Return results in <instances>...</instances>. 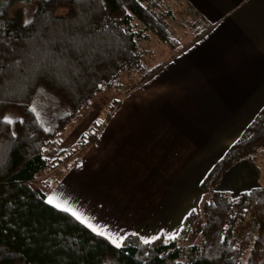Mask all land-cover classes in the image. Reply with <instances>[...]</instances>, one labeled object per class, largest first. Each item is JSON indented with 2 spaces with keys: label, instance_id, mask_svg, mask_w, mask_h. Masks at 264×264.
Instances as JSON below:
<instances>
[{
  "label": "trees",
  "instance_id": "obj_1",
  "mask_svg": "<svg viewBox=\"0 0 264 264\" xmlns=\"http://www.w3.org/2000/svg\"><path fill=\"white\" fill-rule=\"evenodd\" d=\"M10 2H32L30 24L9 16ZM82 5L99 32L93 43L99 42V52L84 61L69 52L77 69L71 72H57L53 65L41 71L39 63L32 67L43 47L55 51L51 45L78 24ZM180 5L174 0H0V46L15 42L25 56V71L0 86V264H264V184L236 195L215 189L234 163H254L251 154L264 147V104L200 181L207 192L199 210L184 216L175 239L160 233L145 244L138 235H128L117 248L69 211L45 201L62 174L79 164L119 101L109 103L103 123L93 124L94 130L81 133L67 150L58 149L59 133L69 120L99 90H118L122 75L142 72L124 94L152 77L165 61L146 67L149 49L163 44L171 58L209 29L194 9ZM8 110L17 114L12 125L4 117ZM53 170L59 176L51 183ZM40 176L33 188L31 182ZM199 214L200 229L189 242ZM243 222L256 231L252 242L250 234L236 231Z\"/></svg>",
  "mask_w": 264,
  "mask_h": 264
},
{
  "label": "crops",
  "instance_id": "obj_2",
  "mask_svg": "<svg viewBox=\"0 0 264 264\" xmlns=\"http://www.w3.org/2000/svg\"><path fill=\"white\" fill-rule=\"evenodd\" d=\"M174 1L209 29L123 94L95 141L113 148L105 160H86L91 144L62 177L87 201L67 208L97 233L112 229L107 238L174 235L190 200L206 191L200 181L264 104V0ZM260 178L256 164L242 159L215 188L235 194Z\"/></svg>",
  "mask_w": 264,
  "mask_h": 264
},
{
  "label": "rangeland",
  "instance_id": "obj_3",
  "mask_svg": "<svg viewBox=\"0 0 264 264\" xmlns=\"http://www.w3.org/2000/svg\"><path fill=\"white\" fill-rule=\"evenodd\" d=\"M33 10V4L32 2L28 3H20V2H11L10 3V12L14 16H17L23 20H26L30 17L31 12ZM63 9H58L57 13H63ZM176 12V11H175ZM176 14V13H175ZM185 40V39H183ZM159 52V53H156ZM172 51L167 49L163 44L155 46V49H149L145 55V60L147 61V64L145 66L147 67L148 64L154 65L156 63H159L160 61L167 62V57L170 55ZM142 72H133L132 74H125L122 75L119 79V85L118 90L115 89H101L95 95L93 98L89 101L88 104L84 105L65 125V127L60 131L59 133V147L58 149H64L67 150L69 146L79 137V135L83 132H88L90 130H94L93 124H100L103 123L105 120L104 114L106 113L107 109H109V103L111 102L114 104V102L117 100L119 101L121 97L124 94V91L126 88H128L133 82H135L138 78V76ZM131 108L128 110L130 111ZM114 111V110H112ZM8 121H11V125L13 124V121L15 118H17V114L12 111L8 110L5 113L4 116ZM99 121V123H97ZM104 124H101L100 129L103 128ZM100 131V130H99ZM99 133V132H98ZM101 132L99 133V135ZM96 141V140H95ZM93 142L92 144L96 143ZM108 144H105V142H97L94 144L93 148L91 149L90 153L87 155L86 160H105L104 155L106 152L111 151L113 148L107 146ZM50 155V154H48ZM52 156V155H51ZM63 156V154L61 155ZM82 158V157H81ZM251 158L255 161L254 163L259 169L260 172V180L257 183V185L264 184V147L261 149L255 150L251 154ZM71 160V159H70ZM248 160V159H247ZM71 167H69L70 169ZM67 169L63 174L62 177L65 176L66 172L69 170ZM45 176V175H44ZM44 176H40L37 180L34 182H31V186L33 188H38L40 184V179L44 178ZM50 177L51 183H53V179L57 178L59 176L58 170H53L48 175ZM60 178L59 182L57 183L58 186L52 187L49 191H47L46 196V202H48L49 198L53 201L51 205H62V208L70 207V203L72 201L75 203L76 200H82L83 202H87L86 200L82 199L84 197L80 196V192L82 191V188L80 189V186H69V176H66V178L62 181L63 178ZM93 184H97L98 180L93 178L91 181ZM200 187V186H199ZM80 189V190H79ZM218 189V188H215ZM207 192V189L205 192H203V195H199L196 202L192 198L190 200V203H193L189 208H187L186 213H184V216L192 209L199 210L198 204H200V200L202 197H204L205 193ZM71 193V195H70ZM87 191H84L85 197L87 195ZM238 193V192H236ZM235 193V195H236ZM234 195V192H232ZM49 203V202H48ZM61 209V208H60ZM183 216V219H184ZM201 216H197L194 223L191 227V232L188 237V241L192 242L196 239V235L200 229L201 224ZM237 233H248L251 235V242L254 239L255 236V230H253L250 226V223L243 222L240 226L237 227ZM165 232V231H164ZM165 235V234H164ZM251 242L246 248L245 252L243 253L242 262H244L246 256L248 255V251L251 247Z\"/></svg>",
  "mask_w": 264,
  "mask_h": 264
},
{
  "label": "snow or ice",
  "instance_id": "obj_4",
  "mask_svg": "<svg viewBox=\"0 0 264 264\" xmlns=\"http://www.w3.org/2000/svg\"><path fill=\"white\" fill-rule=\"evenodd\" d=\"M91 2V0H88ZM102 2V0H101ZM82 11L78 13V16L82 17L79 20L78 24L70 25L68 29L63 32L60 37L54 42L51 47H55V51L50 50V47H43V50L40 51L39 56L36 58L35 63L32 64V67H35L36 63L41 65L40 70L44 71L49 65L55 66V70L57 72H61L64 70L75 71V67L73 66V61L68 53L71 52L76 58L80 61H84L89 59L91 56L97 54L99 52V42H96V46L93 47L94 37L99 35V32L94 31L91 22L88 16V10L86 7L82 5ZM26 24H30V20L25 21ZM102 31V29L100 30ZM32 57L29 56V59ZM24 53L20 50L19 46L12 43L11 46L3 45L0 46V86L5 83V79H11L16 73H23L25 71L24 68ZM72 66V67H70ZM11 123V121H8ZM99 123V121H97ZM48 202L50 204L53 201L49 198ZM210 203V202H209ZM57 208L61 206L59 204L54 205ZM62 211H70L73 216H75L78 220L81 219V215H78L77 211H72L71 208H61ZM194 211V210H193ZM245 211H247L245 209ZM87 224V226L93 231L97 232V229L93 227L91 223H88L87 220L83 221ZM112 229H108L107 231H99L97 234L100 236H106L108 232H111ZM128 235H139L138 233L131 234H122L119 235V238H113V236H108L111 240L112 244L117 248L121 247L123 242L127 239ZM179 235V231L170 239H175L176 236ZM145 244H150L152 241L159 239V235L153 236L150 239H146L144 237H140ZM167 242V241H165Z\"/></svg>",
  "mask_w": 264,
  "mask_h": 264
}]
</instances>
